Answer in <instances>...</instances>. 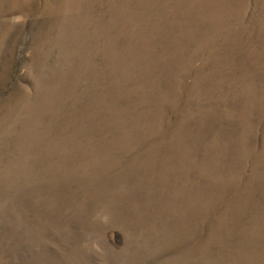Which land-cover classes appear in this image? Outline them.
I'll return each mask as SVG.
<instances>
[{
    "label": "rangeland",
    "instance_id": "374dc122",
    "mask_svg": "<svg viewBox=\"0 0 264 264\" xmlns=\"http://www.w3.org/2000/svg\"><path fill=\"white\" fill-rule=\"evenodd\" d=\"M0 264H264V0H0Z\"/></svg>",
    "mask_w": 264,
    "mask_h": 264
}]
</instances>
